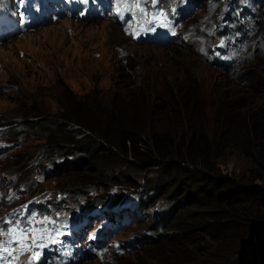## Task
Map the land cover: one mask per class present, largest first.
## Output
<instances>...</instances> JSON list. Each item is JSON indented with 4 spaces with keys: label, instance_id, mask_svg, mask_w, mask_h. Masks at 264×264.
Instances as JSON below:
<instances>
[{
    "label": "rangeland",
    "instance_id": "1",
    "mask_svg": "<svg viewBox=\"0 0 264 264\" xmlns=\"http://www.w3.org/2000/svg\"><path fill=\"white\" fill-rule=\"evenodd\" d=\"M190 1L175 0L166 10L161 0H76L72 10L67 0H50L34 20L20 0H0V25H7L0 36V127L52 116L69 97H81L102 105L103 117L111 103L127 114L136 110L133 122L161 134L204 130L217 138L235 124L243 135L264 118V0ZM3 134L0 129V264L246 259L243 242L232 240L211 253L217 247L210 219L167 215L175 198L167 196L171 179L162 168L117 166L108 173L129 176L112 182L91 171H54L44 160L35 167L43 141L31 133L20 146H6ZM247 141L256 153L264 135ZM213 162L233 177L253 164L237 139ZM161 214L164 225L150 249L149 227L157 220L150 216ZM263 235L260 227L252 240Z\"/></svg>",
    "mask_w": 264,
    "mask_h": 264
},
{
    "label": "trees",
    "instance_id": "2",
    "mask_svg": "<svg viewBox=\"0 0 264 264\" xmlns=\"http://www.w3.org/2000/svg\"><path fill=\"white\" fill-rule=\"evenodd\" d=\"M176 1L192 4L190 0ZM174 2L161 0V7L167 10ZM84 103L81 97H69L61 111L52 116L36 115L32 120L0 127L3 138L9 141V145H4L20 146L32 133L34 139L43 141L39 154L42 159L34 162L35 167L44 160L56 168L54 171H91L96 177L108 175L112 182L126 180L127 169L141 172L154 166L162 168L171 179L167 196L175 198V205L167 215L179 218L185 212L192 218L210 219L209 231L217 247L212 249L213 255L232 240L243 242L246 247L243 264H264V235L252 240L260 227H264V144L258 143L253 153L247 141L248 135L260 138L264 135L263 117L256 118L243 135L234 124L217 138L204 130L193 131L189 136L182 133L173 136L150 130L147 122H133L139 117L136 110L127 114L120 105L113 103L112 107L111 103L103 117L98 111L102 105L93 101ZM232 139H237L253 163L248 173L239 177L222 175L213 162ZM117 166L125 170L116 175L108 173ZM145 185L146 181L141 186ZM143 199L146 197L139 194L142 204ZM150 218L157 219L149 227L155 236L148 241L152 249L164 220L162 214Z\"/></svg>",
    "mask_w": 264,
    "mask_h": 264
},
{
    "label": "bare ground",
    "instance_id": "3",
    "mask_svg": "<svg viewBox=\"0 0 264 264\" xmlns=\"http://www.w3.org/2000/svg\"><path fill=\"white\" fill-rule=\"evenodd\" d=\"M44 13H41V15H43ZM122 16H120V18H121ZM71 25V24H70ZM74 25H76V23H74ZM71 37H72V39L74 40V36H72L71 35ZM81 38V37H80ZM104 226V225H103Z\"/></svg>",
    "mask_w": 264,
    "mask_h": 264
}]
</instances>
